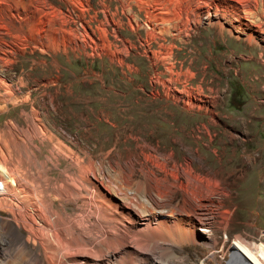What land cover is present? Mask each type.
Segmentation results:
<instances>
[{"label": "rangeland", "instance_id": "1", "mask_svg": "<svg viewBox=\"0 0 264 264\" xmlns=\"http://www.w3.org/2000/svg\"><path fill=\"white\" fill-rule=\"evenodd\" d=\"M246 2L252 7L248 17L264 32V0ZM45 3L58 11L61 45L51 43V49L49 43L42 51L26 46L15 54L7 77L17 95L29 91L31 100L24 113L20 105L9 102L0 111L1 138H9L7 119H15L18 139L10 146L11 157L17 156L25 179L43 191L42 209L53 223L36 233L46 238L56 227L78 251H96L107 264L118 260L117 264H248L233 245L264 262V39L255 38V45L243 40L244 35L236 40L207 25L204 17L199 26L191 25L187 43L166 35L163 42L175 43L173 55L165 60L173 67L167 70L162 61L156 66L151 56L160 49V40L146 42L143 29L131 30L119 0ZM114 12L119 13L113 16L115 21H107ZM138 15L145 20L143 13ZM69 27L74 48L62 46ZM31 104L39 110V121L31 115ZM37 125L51 139L33 136ZM4 159L7 163V156ZM89 179L97 186L92 187ZM181 182L187 183L185 194L176 187ZM195 184L213 190L202 216L209 239L201 231L197 239L182 237L178 232L182 228L172 227L169 220L163 227L155 218L149 219L150 229L146 222L140 226L139 236L122 218L126 211L121 204L137 212L150 211L155 208L156 189L171 188L169 199L179 204L183 196L200 192ZM105 200L106 205L101 202ZM13 201L0 198L1 218L11 217L5 205ZM18 206L17 201L24 219ZM116 218L119 223L122 218L121 224ZM3 231L0 226V262L23 264L21 250L8 245Z\"/></svg>", "mask_w": 264, "mask_h": 264}, {"label": "bare ground", "instance_id": "2", "mask_svg": "<svg viewBox=\"0 0 264 264\" xmlns=\"http://www.w3.org/2000/svg\"><path fill=\"white\" fill-rule=\"evenodd\" d=\"M45 1L46 0H0V28H2L4 30L2 33H0V101L3 102L2 106L0 107V111L2 108L6 107L5 103L9 102L13 105H20L21 106V113H24L25 104L31 100L29 91L25 92L26 94L17 95L16 92L13 91L12 79H9L7 77L6 70L10 68L12 63H15L14 62L15 54L18 51L23 52L24 47H26V46H31L32 49H38L39 51H42L44 49H49L48 48L49 43L50 44L53 43V44L57 45L58 47L61 45V43L58 42V35H59L58 32H59V29L61 27V24H60L61 20L59 21L57 18L58 11L55 10V6H53L52 4L50 5V3H45ZM61 1L65 2L67 4L73 3V0H61ZM246 1L247 0H204L201 3V0H119V6L121 8L120 13L126 14L128 17V25H129L131 30L136 31L139 28L143 29L145 32V41L146 42L150 41V40L156 41L155 39L160 40V42H158L159 48H160L159 50H164V52L162 55H158L157 53L159 52V50L156 54H155V51H153L154 53H152V55H151L154 59L153 63L156 65L157 61H159V62L162 61V63L166 66L165 68L167 70H171V68L173 67V62H167L165 60L167 57H170L173 55L172 49L175 46V43L172 40L168 44H167V42H163V41H165L166 35H169L174 40L177 39L183 43H187L188 42L187 37L189 35V30L191 28V25L193 24L195 26L196 25L199 26L202 23V19L204 17L207 20V25L214 26V27L218 28L220 33L223 31H226L228 36L233 37L236 40L240 39L239 38L240 35H244L245 39H243V40H245L250 45H253V44L255 45L257 42V41L255 42V40H256L255 38L264 39V32H263V29H262V26L260 25V23L255 22V20L253 21L252 19H250L248 17L249 16L248 14L252 13V11L250 9L251 6L249 4H246L247 3ZM45 5H48V7H50L51 9L53 8V10L47 11L49 9L46 10L47 7L45 8ZM117 8H118V6L115 9H117ZM133 8L134 9L136 8V10H133ZM116 11H118V10H116ZM140 12L144 14L145 20L140 19L139 15H138V13H140ZM117 14H119V13H115V12L111 13V16H109L110 18L108 16H106L107 21L108 20L109 21L112 20V22L115 21L113 19V16L117 15ZM119 19H120V17H118V20ZM221 19H223V22L221 21ZM223 24H227L226 27H228V28L223 26ZM71 28L69 27L68 33L66 34L67 40L65 41V43L63 41L64 44L62 46H64V47L69 46L71 48H74V44H73L74 38L72 37V34H71L72 33ZM8 39H9V41H8ZM59 39H60V36H59ZM10 43H14V46L15 45H17V46L14 47L13 44L10 45ZM20 43L23 44L22 47L19 46ZM53 44H51V49L53 47ZM108 46H110V42L108 43ZM123 50H125V49L123 48ZM55 51H56V49L52 50V52H55ZM38 62H40V61H38ZM189 68L190 67L188 66L185 68V70L189 71L190 70ZM23 82L24 81L22 80V78L18 77V84L23 86V84H24ZM30 107H31L32 117L36 121H39V119H40L39 114H38L39 110L35 109L32 104ZM6 123H7V132H8L7 134L9 135V138L6 137L7 140L6 139L4 140L3 138H1V135H0V147L3 145V150L7 153V155H6V153L4 152L5 155L7 156L8 162L7 163L5 162L4 157H6V156L4 155V153H2L3 150L0 148V159H1L0 161L3 162L2 165L0 166V198H4V197H5V199L8 198L11 203L13 200L15 201V202L13 201V205L12 204L5 205L7 207V209L9 207L8 210L11 213L10 214L11 217L5 218V219L0 217V226L4 230L3 233L5 234V237H8V245L10 247L15 245L21 250L20 255H21V259L23 261V264H107V263L102 262V260L98 257L100 253L99 254L97 253L98 256L96 255V251L94 254H89L90 252H88V249H86V247H85L86 250L84 252H82L81 250L78 251L76 249L77 247L75 246L76 243H75V245H73L71 241L65 240L66 238L64 239L61 234L60 235L58 234L59 232L57 231L58 229H56V227L50 228L52 233L49 235V237L47 235V236H45L46 238H43L42 236L37 234L38 233L37 230L43 229L44 225H46V227L47 226L51 227V224H53V223L50 224V220L45 216L46 212H44L42 209V207L44 208V204L42 202L43 191L39 190L40 188L36 189L38 187V185L35 188L34 187L35 185L34 186L32 185L33 182L31 183V181L29 182L28 179H25L26 176L24 177V171L18 164V160L16 158L17 156L16 157L14 156V158L11 157L10 151L13 147L11 148L10 146L14 145L15 141H17L18 133L15 130L16 129L15 119L10 117L7 119ZM43 128L44 127L37 125L33 129L32 135L33 136L35 134L36 135H42V136L44 135V137L47 136L48 139H51L50 134H48V132L45 130V128L44 129ZM26 130H24V132ZM43 130H45V131L43 132ZM3 132H4V130H3ZM28 137H30V136H28ZM22 140H24V139L22 138ZM83 170H84V168H83ZM85 171H86V169H85ZM22 180L24 182H22ZM196 180H198V179H196ZM199 180H200V178H199ZM206 180L208 181V179H206ZM34 181H37V180H34ZM88 181L90 182L91 180L89 179ZM204 182H206V181H204ZM194 183H197V182H194ZM72 184H74V183H72ZM90 184L92 185V187H94V186L96 187L98 182L97 181H91ZM184 184L185 183L181 182L176 187H178L179 189L184 191V194H185V192L187 193V191L185 189V187L187 186L186 185L187 183L185 185ZM100 185H101V183H100ZM191 185H192V183H191ZM201 185L203 186V184H201ZM213 185L217 186V182L214 181ZM196 186H200V185L195 184V187H193V188H199ZM73 188H74V186H73ZM96 189H98V188H96ZM173 189L171 188V190H169L168 192H164L162 190L156 189V191H155L156 197L153 199L155 202V204H154L155 208L153 209L154 211L153 210L149 211L148 209L147 210L145 209V211H144V209H143L141 211L139 210L140 212H137V211L133 210V208L130 209L126 205L121 204V206H122L121 208H125V211H126V214H124L125 217H122V218L128 219L129 221L128 220L127 221L129 222V225L131 227H133L134 231L137 229L138 234H139V230H142L140 228L141 225H144L145 222L148 224L150 218H155L157 220L158 225L163 224L164 226L161 225L163 227H165L166 221L169 220L174 225V226H172V223H171L172 227H175L176 229L182 228L181 231L180 230L178 231V232H181L180 234L182 235V237H184V236L188 237L189 236V238H191V239H197L198 238L197 236L199 235V231H201L202 234L204 233V235L209 239L210 233L208 232V230H206L208 225H207V222L206 221L204 222L202 218L204 216H206L203 213L204 208L207 206L208 203L212 202L211 194H212L213 190L212 191L211 190H204V189H207V188H204L203 189L204 191H203L199 188L200 192L198 194H196L198 191L197 190L196 193L192 192L191 195L189 194L190 195L189 198H187L186 196H183L185 198H182L181 203L172 204L171 203L172 199L170 200L169 198L171 196H173V192H174ZM191 189L188 190V192L191 191ZM181 190H179V191H181ZM194 190L195 189H193V191ZM165 191H166V189H165ZM98 192H99V190H98ZM60 196H62V195H60ZM83 198H85V196ZM90 198L91 197H87L86 199L89 200ZM11 199H13V200L11 201ZM86 199H84V200H86ZM108 199H109V197H108ZM17 201L19 204L18 208L22 209V211L25 212V213L23 212L24 214L21 213L23 215L24 219L21 217L19 210H17V208H16L17 207ZM43 201H44V199H43ZM101 202L104 203V202H106V200L101 201ZM4 203H6V202H4ZM106 203H104V204L106 205ZM109 204H111L110 201H109ZM2 205H1V207H2ZM108 205H107V207L109 208L110 206H108ZM164 205L167 207V211H168L167 213L164 212V210H163V208H165V207H163ZM28 207L30 208L31 211L28 209ZM114 207L117 208V206H114ZM94 208H95V206H94ZM102 211L104 212L103 209H102ZM142 211H144V212H142ZM105 213H106V211H105ZM89 214H92V213L90 212ZM101 214H104V213H101ZM116 214H118V213L116 212ZM24 215L28 216V219H25ZM110 215H112V214H110ZM110 215H108V216H110ZM118 215L120 216L121 214L119 213ZM17 216H18V218H17ZM121 216H123V215H121ZM34 217L35 218L37 217V219L39 218V220H40V223L38 222L39 224H36L37 222L35 221L36 219H34ZM111 218H113V217H111ZM70 219L64 220L62 222L68 223L71 221ZM105 219H106V217H105ZM105 219H103V220L105 221ZM121 219H120V223L118 220L119 224H121ZM126 219H124V221ZM62 222H60V224H62ZM74 222H71V224H75ZM57 224H59V223H57ZM149 224H151V223H149ZM149 224L147 226L148 228L151 227V226H149ZM54 226H55V224H54ZM75 226H76V224H75ZM155 227H157V226H155ZM166 227H168V226H166ZM144 228H145V226H144ZM19 229L24 230L25 234H23L21 236L20 232L18 233ZM45 229H48V228H45ZM113 229H115V228H113ZM72 230H73V228H72ZM36 231H37V233H36ZM59 231H60V229H59ZM108 231H110V230H108ZM137 231H135V233ZM159 231H161V230H159ZM41 232H43V231H41ZM41 232H40V234H41ZM169 232L170 231H168V233ZM174 232H176V231H174ZM113 233H111V234H113ZM151 233H152V231H151ZM161 233H164V232H161ZM46 234H48V233H46ZM176 234H178V233H176ZM65 235H67V234H65ZM161 235H163V234H161ZM172 235H173V233H172ZM139 236H142V235L139 234ZM139 236H137V238ZM164 236H163V238H164ZM172 237H174V236H172ZM150 238H152V236ZM103 240H105V239H103ZM112 240L115 241V239H112ZM125 240H128V239L125 238ZM130 242H131V240H130ZM103 244L105 245V243H103ZM117 245H118V243H117ZM78 246H79V243H78ZM81 246L82 245H80V247ZM82 247H81V249H82ZM107 247H108V245H107ZM117 248H115L114 250H116ZM232 248H234V251H236L238 254H240L242 258H244L242 260L244 263L264 264V262H262L260 260V258L256 259L254 256H251L250 254H248L246 249L243 248L242 246L233 245ZM109 250H107V251H109ZM92 252H94V251L92 250ZM63 258H65L68 263H66ZM116 262L119 263V260ZM0 264H4V263L0 262ZM5 264H9V263L7 262Z\"/></svg>", "mask_w": 264, "mask_h": 264}]
</instances>
